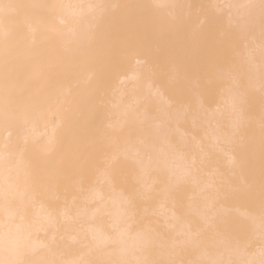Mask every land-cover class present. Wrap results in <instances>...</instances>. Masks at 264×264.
<instances>
[{
    "label": "bare ground",
    "instance_id": "6f19581e",
    "mask_svg": "<svg viewBox=\"0 0 264 264\" xmlns=\"http://www.w3.org/2000/svg\"><path fill=\"white\" fill-rule=\"evenodd\" d=\"M262 192L261 0H0V264H248Z\"/></svg>",
    "mask_w": 264,
    "mask_h": 264
},
{
    "label": "snow or ice",
    "instance_id": "6c2138e0",
    "mask_svg": "<svg viewBox=\"0 0 264 264\" xmlns=\"http://www.w3.org/2000/svg\"><path fill=\"white\" fill-rule=\"evenodd\" d=\"M261 15L262 18H264V0H261ZM230 194L231 193H226L225 196ZM262 198H264V192H262ZM262 221H264V207H262ZM205 223L210 228L219 229L223 231H227L231 227L226 217L211 210L205 216ZM248 264H264V249H261L260 259L258 261L251 260L248 261Z\"/></svg>",
    "mask_w": 264,
    "mask_h": 264
}]
</instances>
